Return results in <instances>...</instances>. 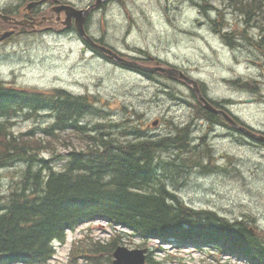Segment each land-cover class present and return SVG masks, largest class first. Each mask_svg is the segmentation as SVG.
I'll use <instances>...</instances> for the list:
<instances>
[{
	"label": "rangeland",
	"instance_id": "1",
	"mask_svg": "<svg viewBox=\"0 0 264 264\" xmlns=\"http://www.w3.org/2000/svg\"><path fill=\"white\" fill-rule=\"evenodd\" d=\"M29 1L0 0V10H17ZM62 1L82 9L95 2ZM256 4L261 7L257 12L263 25L260 28L247 27L252 18L244 19L243 14L227 8L224 0H104L92 11L86 30L128 56L153 55L185 67L201 81L210 99L222 102L245 125L264 131V44L259 47L258 40H254L264 33V0H256ZM219 11L226 23L224 33L216 26ZM45 25L25 33L11 30L0 43L1 81L30 90H62L72 96H88L94 111L84 116V124H114L112 131L120 139L137 137L141 134L139 128L151 126L157 117H163L165 123L159 129H147L153 137H164L172 125L192 123L193 136L204 139L194 140L193 150L183 153L184 160L179 162L174 154L162 158L157 150V179L160 177L179 201L217 212L231 221H245L264 237V145L255 144L229 127L209 126L197 118L199 107L194 108L195 98L186 85L168 80L171 89L166 92L159 80L109 63L85 44L77 31L49 30ZM3 29L1 34L9 28ZM244 79L254 80L255 86H240ZM25 114L13 119L14 133L34 129L41 136V129L51 123L49 112ZM75 137L65 132L56 141L46 138L56 149H48L44 155L63 156L70 148H80ZM52 163L57 168L63 166L57 158ZM23 169V162L0 168V194L7 193ZM115 229L104 219L82 224L69 232L64 242L55 244V256L49 264H69V253L78 238L107 240ZM124 241L127 247H136L132 240ZM160 242L149 243L155 250L163 245ZM172 244L178 245L164 243L165 247ZM201 252L190 244H179L157 255L169 259L170 264H199L204 257ZM229 264L243 263L231 258Z\"/></svg>",
	"mask_w": 264,
	"mask_h": 264
},
{
	"label": "trees",
	"instance_id": "2",
	"mask_svg": "<svg viewBox=\"0 0 264 264\" xmlns=\"http://www.w3.org/2000/svg\"><path fill=\"white\" fill-rule=\"evenodd\" d=\"M224 1L244 19L252 18L247 27H263L256 0ZM220 12L216 26L224 33L226 23ZM3 26L6 24L0 20ZM263 35L257 41L259 47L264 44ZM89 102L87 96L30 90L0 80V168L24 164L7 193L0 194V264H47L54 256V242H64L68 230L98 218L130 228L145 241L174 237L200 242L246 264H264L260 231L245 221H230L217 212L179 201L162 179H157L154 154L164 145L186 149L191 139L188 126L159 140L140 133L131 140L120 139L112 131L114 124H84V116L94 111ZM24 111L25 115L51 114V123L41 129V136L34 129L14 133L13 119ZM202 114L212 120L218 118L206 110ZM65 132L74 133L81 147L70 148L63 156L44 155L48 149H56L46 138L56 141ZM54 158L63 161L61 168L53 165ZM120 241V236L106 241L80 239L71 264L109 263ZM148 259L149 264H164L151 256Z\"/></svg>",
	"mask_w": 264,
	"mask_h": 264
},
{
	"label": "water",
	"instance_id": "3",
	"mask_svg": "<svg viewBox=\"0 0 264 264\" xmlns=\"http://www.w3.org/2000/svg\"><path fill=\"white\" fill-rule=\"evenodd\" d=\"M43 1L44 0L30 2L27 5L26 9L30 12L32 7H34L37 4L42 3ZM54 1L57 3V5H54L50 9V12H52V14L56 15V22H55L56 26L58 24H62L66 29H69V28H71L72 24L74 23L79 35L84 36L88 43H90L93 47H95L96 49H98L99 51L104 53L109 59L114 60L115 62H117L119 64L130 66V67H135V68H142V69H146L148 71L161 70V71L168 73L172 77H179V78L186 80L189 83H193L194 87H195V89L199 95L200 100L202 101L204 107L207 110H209L213 113L223 115L230 122V124L233 127L238 129L239 131L243 132L247 136H249L255 140L264 141V136L262 134H258V133L253 132L252 130L248 129L247 127L236 122L224 110H221L219 108L214 107L211 104V102H209V100H207L205 97H203L201 95V93L198 90V86H197L196 81L189 78L188 76H186L181 70H178L176 68L163 67V66L158 67V68L144 67L141 64H139L137 61L128 60V59L122 57L121 55H119L113 49L95 42L85 31V21H86V18H87L89 11L92 10L94 7L100 6L104 0H95V2L90 7L86 8V9H78L72 5H69V4L59 3L58 0H54ZM62 12H64L63 17H61ZM0 18L6 22L20 23L17 20H15L13 17H11L9 15H4L2 13H0ZM46 19L47 18L43 17L40 21H37V22L31 21V22H27V23L26 22H22V23H26L27 25L34 26L36 24L42 23ZM49 20H51V17L49 18ZM199 24H200V22H199ZM24 28L25 27H23L22 29H24ZM10 34H11V31L4 32V33L0 34V40L5 39ZM239 85L240 86H246V87H252L253 86V84L251 82H248V81H243ZM142 253H143V251L127 250L125 248L118 247L113 253V255L115 257V259L113 260V264H143L144 257H143Z\"/></svg>",
	"mask_w": 264,
	"mask_h": 264
},
{
	"label": "flooded vegetation",
	"instance_id": "4",
	"mask_svg": "<svg viewBox=\"0 0 264 264\" xmlns=\"http://www.w3.org/2000/svg\"><path fill=\"white\" fill-rule=\"evenodd\" d=\"M51 5V3H47V4H44V5H42V7H40V10H44V11H47V15H49V13H48V7ZM34 17H36L34 14H32ZM19 17H26V15L24 16V15H21V16H19ZM44 25V24H43ZM46 25H48L49 27L47 28V29H49V30H57V29H59V31H63L62 30V28L60 27V26H58L57 28H54L53 27V23L52 22H49V23H47ZM45 25V26H46ZM14 28V26L13 25H11V28L10 29H13ZM18 30V29H17ZM17 30H15V31H17ZM26 31H28V30H26ZM15 34V33H14ZM13 34V35H14ZM157 58V57H156ZM156 61H158V64H169V62L168 61H165V60H157V59H155L154 60V64L153 65H156ZM186 71H187V69H185ZM150 77H152V78H154V79H157V80H159V84L161 85V86H163V89H164V91H166V92H168L171 88H170V86L166 83V82H168V80H172V79H170L171 77L170 76H168V74H165V73H162V72H156L155 74H151V76ZM170 77V78H169ZM160 78V79H159ZM174 83H175V85H177L176 84V82H179L180 84L179 85H186V86H188L185 82H183L182 80H180V79H174V80H172ZM200 85H201V88H202V91H204V88H203V85L200 83ZM189 87V86H188ZM189 90H190V92H191V95H192V90L190 89V88H188ZM179 99L181 100V101H184V100H182L181 99V97H179ZM196 101V100H195ZM193 106H194V108H196L197 106L199 107L200 106V104L199 103H197V101L193 104ZM158 118V120H160V122H163L164 123V121H165V119L163 118V117H161V118H159V117H157ZM203 121L205 122V123H207L209 126H220L221 125V121L220 122H218V123H211L210 122V119L209 118H205V119H203ZM187 121H184L183 123H181V124H185ZM224 126H226V127H229L227 124H223ZM179 126H181V125H179ZM160 127V125H158L157 126V128H159ZM223 127V126H222ZM156 128V129H157ZM174 132V129H170L169 130V132L168 133H166V135H164V137H171L170 135L172 134V133ZM161 134V133H160ZM168 134V135H167ZM157 138H159L161 135H159V134H156L155 135ZM161 148L162 149H160V151H159V155L162 157V158H169L172 154H174L175 155V159L176 158H180V155L181 154H183L184 153V151H183V149H179V148H177V146H161ZM174 148H175V150H174ZM176 153H178L179 155H177Z\"/></svg>",
	"mask_w": 264,
	"mask_h": 264
},
{
	"label": "bare ground",
	"instance_id": "5",
	"mask_svg": "<svg viewBox=\"0 0 264 264\" xmlns=\"http://www.w3.org/2000/svg\"><path fill=\"white\" fill-rule=\"evenodd\" d=\"M189 128V127H188ZM168 135V134H167ZM190 136V135H189ZM36 163V162H35ZM204 211V210H203ZM244 219V218H243Z\"/></svg>",
	"mask_w": 264,
	"mask_h": 264
}]
</instances>
